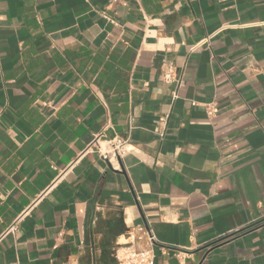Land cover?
<instances>
[{
  "label": "crops",
  "instance_id": "obj_1",
  "mask_svg": "<svg viewBox=\"0 0 264 264\" xmlns=\"http://www.w3.org/2000/svg\"><path fill=\"white\" fill-rule=\"evenodd\" d=\"M101 133L136 152L83 155ZM124 244L264 264V0H0V264Z\"/></svg>",
  "mask_w": 264,
  "mask_h": 264
},
{
  "label": "built area",
  "instance_id": "obj_2",
  "mask_svg": "<svg viewBox=\"0 0 264 264\" xmlns=\"http://www.w3.org/2000/svg\"><path fill=\"white\" fill-rule=\"evenodd\" d=\"M111 23L116 24L111 19L107 18ZM209 38L205 41L208 43ZM162 81L166 85H173L176 87V91L173 96L175 99L179 97L178 92L184 87L183 73L179 72L177 68L171 63L165 65V69L162 75ZM195 104V103H194ZM207 114L210 118H213L218 113L215 105H205ZM166 119H161L155 132L161 137L165 135L161 131V127L165 126ZM136 150L130 141L123 137H115L108 139L103 133L94 137L93 141L83 152V155L89 153L97 154L102 160L113 166L131 153H135ZM158 164V162H157ZM12 226L10 228L13 229ZM138 231L143 233L148 242L153 245L155 243L154 237L150 232L143 227H139ZM115 258L119 264H155V256L152 250H137L133 248L132 244H124L119 246L115 251Z\"/></svg>",
  "mask_w": 264,
  "mask_h": 264
}]
</instances>
